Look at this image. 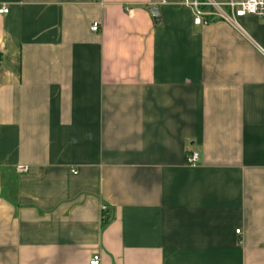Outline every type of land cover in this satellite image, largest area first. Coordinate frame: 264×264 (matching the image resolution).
I'll list each match as a JSON object with an SVG mask.
<instances>
[{"label": "crops", "instance_id": "1", "mask_svg": "<svg viewBox=\"0 0 264 264\" xmlns=\"http://www.w3.org/2000/svg\"><path fill=\"white\" fill-rule=\"evenodd\" d=\"M1 7L0 264H264L261 19Z\"/></svg>", "mask_w": 264, "mask_h": 264}, {"label": "built area", "instance_id": "2", "mask_svg": "<svg viewBox=\"0 0 264 264\" xmlns=\"http://www.w3.org/2000/svg\"><path fill=\"white\" fill-rule=\"evenodd\" d=\"M183 3L194 11L195 24H208L211 16L225 21L235 27L240 28L239 20L246 15H254L264 22V0H183ZM6 7L0 8V13H7ZM100 24L94 22L91 25V30L98 31ZM199 159L198 152H192L188 157V163L195 164ZM17 171L25 173L28 167L18 165ZM102 212L108 210L107 205H102ZM240 233V229L236 230ZM101 257L95 254L89 261V264H100Z\"/></svg>", "mask_w": 264, "mask_h": 264}, {"label": "water", "instance_id": "3", "mask_svg": "<svg viewBox=\"0 0 264 264\" xmlns=\"http://www.w3.org/2000/svg\"><path fill=\"white\" fill-rule=\"evenodd\" d=\"M150 12L155 20V22H159L160 16H159V11L157 7H151Z\"/></svg>", "mask_w": 264, "mask_h": 264}, {"label": "trees", "instance_id": "4", "mask_svg": "<svg viewBox=\"0 0 264 264\" xmlns=\"http://www.w3.org/2000/svg\"><path fill=\"white\" fill-rule=\"evenodd\" d=\"M0 60H1V57H0ZM103 226L106 225L108 223V219L107 218H103Z\"/></svg>", "mask_w": 264, "mask_h": 264}]
</instances>
